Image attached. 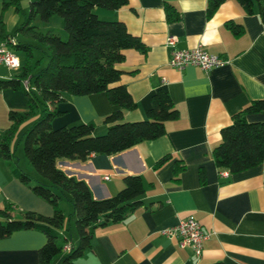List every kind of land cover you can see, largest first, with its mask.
<instances>
[{
    "label": "crops",
    "instance_id": "1",
    "mask_svg": "<svg viewBox=\"0 0 264 264\" xmlns=\"http://www.w3.org/2000/svg\"><path fill=\"white\" fill-rule=\"evenodd\" d=\"M3 3L0 0V43L7 36L21 40L16 30L29 14L30 1L20 0L22 12L4 9ZM167 3L179 10V20H167ZM207 4L208 0H129L117 10L96 9L101 18L123 21L146 47L145 51L126 49L125 59L118 64L122 70L119 83L127 86L137 103L135 109L125 111V120L144 119L152 94L159 88L170 93L180 115L166 123V134L158 139L115 155H92L85 162L58 161L66 174L89 185L95 199L116 194L126 175H140L145 186L142 199L149 205L139 207L120 223L97 229L91 250L76 264H264V161L223 176L227 170H219L213 155L221 130L232 123L233 116L253 99L264 98V24L257 13L246 14L236 0L223 2L211 18ZM52 19L41 20V28L53 31ZM231 20L244 26L242 35L226 26ZM63 30L59 33L62 38L67 32ZM170 37L177 39L178 49L201 45L226 62L210 70L193 65L172 67ZM19 70L2 65L0 79ZM27 103L24 91L0 90V136L10 125V111H24ZM116 107L105 92L67 94L58 105L63 113L53 120V126L93 123L95 134H102L108 128L106 116ZM247 119L264 121V112L248 114ZM30 121L21 128V135ZM166 155L170 160L157 168ZM177 161L186 165L179 180L174 173ZM8 162L0 147V208L13 204L17 213L32 210L52 215L53 206L34 194ZM28 173L36 175L35 171ZM106 174L110 179L104 178ZM63 209L67 215L73 213L69 201L63 202ZM190 215L208 234L200 257L163 233ZM70 238L75 244L73 236ZM45 242L46 235L38 230L17 231L0 239V264H38V252Z\"/></svg>",
    "mask_w": 264,
    "mask_h": 264
},
{
    "label": "trees",
    "instance_id": "2",
    "mask_svg": "<svg viewBox=\"0 0 264 264\" xmlns=\"http://www.w3.org/2000/svg\"><path fill=\"white\" fill-rule=\"evenodd\" d=\"M30 11L16 32L30 40H17L15 49L22 52L20 70L7 79H0V90L24 91L28 96L24 111H10V125L0 136L2 154L14 174L32 192L54 208L50 216L27 210L16 212L13 204L0 208V239L17 231L38 230L46 235L39 249L38 264H76L92 248L97 229L126 220L141 206L145 186L140 175H126L124 186L116 194L95 199L89 185L58 167V161H87L92 155H115L137 144L155 140L166 134V123L180 115L170 93L162 88L152 94L151 107L144 119L126 121L125 111L137 107L125 84L119 83L122 70L118 64L125 59L124 51L130 48L146 50L141 38L130 32L120 20L101 18L96 9L117 10L129 0H29ZM226 0H208L207 16L211 18ZM248 15L258 14L264 24V0H236ZM13 7L22 12L20 0H4L3 8ZM167 20H179L175 5L165 6ZM58 15L68 33L65 40L52 30H42L34 24L39 18L48 21ZM226 26L240 36L244 26L234 20ZM36 49L42 55L36 57ZM47 58V59H46ZM45 60L47 61L44 64ZM29 80L27 89L23 82ZM105 92L112 105L117 106L105 118L108 125L102 134H95L93 123L55 128L53 120L63 112L58 105L66 95H88ZM264 112V98L253 99L243 110L233 116L232 123L221 130V141L214 147L213 155L219 170L237 173L264 161V121H249L248 114ZM33 121L22 133L25 156L36 172H26L16 160L15 139L28 121ZM171 156L162 157L156 167L162 166ZM186 168L177 161L175 180ZM204 171L201 179L204 181ZM73 205L68 216L63 202ZM75 216L78 244L63 233L67 218ZM67 244L71 245L65 250ZM210 264H226L222 261Z\"/></svg>",
    "mask_w": 264,
    "mask_h": 264
},
{
    "label": "built area",
    "instance_id": "3",
    "mask_svg": "<svg viewBox=\"0 0 264 264\" xmlns=\"http://www.w3.org/2000/svg\"><path fill=\"white\" fill-rule=\"evenodd\" d=\"M177 39L170 37L167 41L171 48L169 63L177 69H184L186 66L193 65L203 70H210L214 67L223 65L226 62L222 56L208 52L203 46L199 45L194 48L178 49L176 47ZM17 44L14 37L7 36L0 43V66L5 65L10 69L19 70L22 62L20 57L14 52L13 47ZM24 86L29 88V80L23 82ZM223 176H228L229 171H223ZM106 180L110 179V175H104ZM163 233L178 241L181 247H189L193 250L196 257L203 254L204 242L208 238V234L203 229L202 223L193 215L184 217L180 221L163 231ZM71 248L70 244L65 246V250Z\"/></svg>",
    "mask_w": 264,
    "mask_h": 264
},
{
    "label": "rangeland",
    "instance_id": "4",
    "mask_svg": "<svg viewBox=\"0 0 264 264\" xmlns=\"http://www.w3.org/2000/svg\"><path fill=\"white\" fill-rule=\"evenodd\" d=\"M60 21H63V19L60 16H58V15H54L53 19L50 22V25H51V28H53V31L58 33V34L59 33H63V31H64L63 30L64 25H63V23L60 24ZM34 24H38L40 27L42 26L41 20L39 18L37 19L36 23H34ZM42 30H47V29L42 28ZM65 33L66 34H64L63 39L66 40L68 38V33L67 32H65ZM20 37H21L20 39L23 40V41L30 40V39H25L23 37V35H21ZM41 53L42 52L40 50L36 49V57L37 58H38V56L42 55ZM16 54L19 55L20 57L23 56L22 52H20V51H17ZM46 62L47 61L45 60L44 64H46ZM32 122L33 121H30V123H28V126H30V124ZM20 137H21V134L19 132L17 137H16V139H15V142H14V147L17 148L16 160L19 161L20 166H22L26 171H28V172L35 171L33 166L31 164H29V162H28V160H27V158L25 156L24 144H23V142H19L20 141ZM64 201H66V200H64ZM68 216H70V215H68ZM64 230H65L66 235H68L69 237L73 236V238L75 240V245H77L79 239H78V232H77V228H76V218H75V216H72L71 218H69V217L67 218L66 226H65Z\"/></svg>",
    "mask_w": 264,
    "mask_h": 264
}]
</instances>
